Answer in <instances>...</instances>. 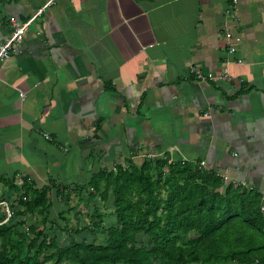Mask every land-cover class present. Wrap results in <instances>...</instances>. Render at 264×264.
Returning <instances> with one entry per match:
<instances>
[{"label": "crops", "instance_id": "obj_1", "mask_svg": "<svg viewBox=\"0 0 264 264\" xmlns=\"http://www.w3.org/2000/svg\"><path fill=\"white\" fill-rule=\"evenodd\" d=\"M46 1L0 0V39ZM17 48L0 60V177L69 186L168 154L264 205V0H54Z\"/></svg>", "mask_w": 264, "mask_h": 264}, {"label": "trees", "instance_id": "obj_2", "mask_svg": "<svg viewBox=\"0 0 264 264\" xmlns=\"http://www.w3.org/2000/svg\"><path fill=\"white\" fill-rule=\"evenodd\" d=\"M64 202L71 196L86 203L106 202L112 210H77L89 223L68 230L88 231L91 241L76 239L58 246L48 229L52 194ZM12 215L3 222L0 205V264H255L264 262V213L260 193L225 181L199 162L165 156L137 165L93 173L84 183L51 181L40 188L23 177H0V201ZM81 214V215H80ZM39 216L38 223L33 217ZM62 213H60V216ZM113 217L104 221L105 216ZM61 219L63 217H60ZM36 220V219H34ZM79 226V227H78Z\"/></svg>", "mask_w": 264, "mask_h": 264}, {"label": "built area", "instance_id": "obj_3", "mask_svg": "<svg viewBox=\"0 0 264 264\" xmlns=\"http://www.w3.org/2000/svg\"><path fill=\"white\" fill-rule=\"evenodd\" d=\"M54 0H47L46 3H44L41 7L37 9V11L28 19L19 21L15 19L14 17L10 16L8 18V26L10 28V34L5 39H0V60L8 58L9 56L16 54L18 52V44L23 40L26 30L29 28V26L32 24V22L40 16L45 9L50 6L53 3ZM226 15L228 17L232 16V12L230 9L226 10ZM223 34L225 39L229 42L227 46V52L228 53H234L236 50L235 44L232 42V39L234 38V35L232 33V30L230 27H224L223 28ZM238 63L242 61V59L238 58L236 60ZM190 74L198 80H210V81H219V80H230L231 76L227 69H224L220 73H204L202 72L198 67L190 66L189 68ZM201 164H204V162H201ZM223 180H227L228 176L226 171L224 172H218L217 173ZM0 205L4 207L5 210V216L3 219V222L9 219L12 215V211H10L8 204L6 201H0ZM261 210L264 211V205L261 206ZM255 264H264L256 262Z\"/></svg>", "mask_w": 264, "mask_h": 264}, {"label": "rangeland", "instance_id": "obj_4", "mask_svg": "<svg viewBox=\"0 0 264 264\" xmlns=\"http://www.w3.org/2000/svg\"><path fill=\"white\" fill-rule=\"evenodd\" d=\"M190 156L191 155H189L188 157H190ZM194 158L195 157H191V159H194ZM54 180H56L62 184L66 183V179H64L62 177H60L58 179L55 178ZM72 180L74 182L75 181L78 182L76 178H72ZM16 183L19 184V183H21V181L18 180ZM51 197H52V204L49 208L48 217L50 219H54L58 225L57 226L52 225V228L48 229L47 232L49 233V236H53V235L56 236L57 245L60 247L65 246L69 243L71 235L74 236L76 239H80V238L84 237V238H86L87 241H91V239L93 238V235L86 230L81 231L80 234H75V235L73 233L71 234V232L66 231V228L68 230L73 229L76 226V224L81 226L83 224V221L85 223H89L90 218H85V217H84L83 221L81 218V220H79V222L77 223L78 217L75 215V212L77 210L78 211L80 210L81 214L85 212V207H83L84 205L82 203L87 205V207H88L87 209L89 212L92 211L93 205H98L100 211L104 212V213H107L113 209L112 208L113 205H112V196L111 195L109 196V199L103 203H100L97 199L96 200L94 199V200L86 203L85 201L84 202L79 201L77 197L75 198L74 196H71L69 204L73 205L74 209H71L68 211H66V206H65L64 202L61 201L60 199L56 198L54 193L52 194ZM60 213H62L61 216H60ZM60 217H63V218L61 219ZM33 218L36 219V220L33 219V223L34 224L38 223L39 216L37 215V216H34ZM112 219H113V217H111V216L106 215L104 217V221L106 220V221L110 222V221H112Z\"/></svg>", "mask_w": 264, "mask_h": 264}, {"label": "bare ground", "instance_id": "obj_5", "mask_svg": "<svg viewBox=\"0 0 264 264\" xmlns=\"http://www.w3.org/2000/svg\"><path fill=\"white\" fill-rule=\"evenodd\" d=\"M228 180V179H227ZM257 261H255V263H256ZM258 263H263V262H258Z\"/></svg>", "mask_w": 264, "mask_h": 264}]
</instances>
